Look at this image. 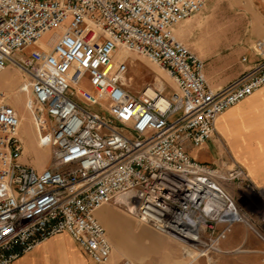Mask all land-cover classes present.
I'll return each mask as SVG.
<instances>
[{
	"label": "built area",
	"instance_id": "2783aa9c",
	"mask_svg": "<svg viewBox=\"0 0 264 264\" xmlns=\"http://www.w3.org/2000/svg\"><path fill=\"white\" fill-rule=\"evenodd\" d=\"M204 5L0 0V74L8 67L21 74L18 92L26 96L37 146L51 152L42 172L21 163L20 119L0 90V264L61 233L95 264H107L112 245L95 218L106 205L174 239L193 259L221 253L237 224L264 246V211L254 221L221 184L255 192L246 173L187 153L212 138L219 115L264 86V38L251 47L252 62L242 59L249 65L243 73L209 86L203 62L173 33ZM119 50L162 69L174 89L166 95L147 85L132 94Z\"/></svg>",
	"mask_w": 264,
	"mask_h": 264
},
{
	"label": "crops",
	"instance_id": "0c3cea01",
	"mask_svg": "<svg viewBox=\"0 0 264 264\" xmlns=\"http://www.w3.org/2000/svg\"><path fill=\"white\" fill-rule=\"evenodd\" d=\"M173 33L178 41L185 42L181 24ZM187 153L197 162L223 171L241 168L253 189L263 196L256 209L264 211V86L219 115L212 138L199 148L187 146ZM222 186L226 191L234 188L228 183ZM95 218L112 245L107 264H264L263 244L239 224L221 242V253L193 259L180 243L137 224L112 205L98 209ZM13 264L95 263L68 234L61 233L37 244Z\"/></svg>",
	"mask_w": 264,
	"mask_h": 264
},
{
	"label": "rangeland",
	"instance_id": "374dc122",
	"mask_svg": "<svg viewBox=\"0 0 264 264\" xmlns=\"http://www.w3.org/2000/svg\"><path fill=\"white\" fill-rule=\"evenodd\" d=\"M180 24L185 38L183 45L203 62L208 84L223 87L244 71L246 64L242 62L243 58L253 61L251 47L256 40L264 38V0H205L198 13ZM48 38L49 35H46L43 42H47ZM53 42V39L50 40L48 45L51 46ZM119 52L125 54L128 65L126 78L129 79L127 88L132 94H140L147 85L155 88V84L162 87L166 95L174 89L162 69L133 52ZM21 81L18 70L8 67L0 74V90L8 94V102L20 119L18 137L23 146L21 163L39 173L50 165L51 152L37 146L36 132L24 105L26 96L18 92ZM82 87L89 89L86 81ZM229 185L234 187L227 191L229 195L256 221V216L263 212L256 209L258 199L263 196L256 191L244 192L236 183Z\"/></svg>",
	"mask_w": 264,
	"mask_h": 264
},
{
	"label": "bare ground",
	"instance_id": "6f19581e",
	"mask_svg": "<svg viewBox=\"0 0 264 264\" xmlns=\"http://www.w3.org/2000/svg\"><path fill=\"white\" fill-rule=\"evenodd\" d=\"M117 57H118V60H122V61L125 60V54L124 53H120L119 52L117 54ZM154 89L161 91L163 88L159 87V86H157L155 84V88ZM154 89L149 87L148 90L146 91L147 95L150 96V97H154V94H155V90ZM239 225H242V224H239ZM242 226H244V225H242ZM245 228L248 230L247 227H245Z\"/></svg>",
	"mask_w": 264,
	"mask_h": 264
}]
</instances>
